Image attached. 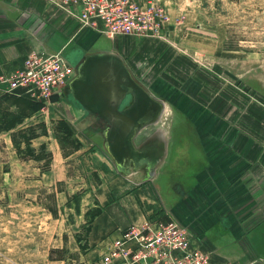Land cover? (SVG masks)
Instances as JSON below:
<instances>
[{"label": "crops", "instance_id": "crops-1", "mask_svg": "<svg viewBox=\"0 0 264 264\" xmlns=\"http://www.w3.org/2000/svg\"><path fill=\"white\" fill-rule=\"evenodd\" d=\"M199 43L189 35L176 36L174 41L110 40L83 28L76 14L53 0H0V97L6 93L2 79L21 69L31 51L41 49L50 54L61 52L75 71L88 55H117L132 78L163 105L157 122L143 126L134 139L137 149L150 150L143 167L131 174L120 172L105 149L108 123L88 112L68 88L73 103L55 96L51 107L43 108L73 122L80 131H95L102 144L94 141V163L113 166L106 168L109 184L95 195L99 213L86 239L85 256L90 262H101L131 227L166 223L156 218L154 210L158 209L169 222L189 231L192 248L206 253L210 264H264L263 66L245 69L240 57L233 60L240 56L239 50L214 51L216 72L255 94V103L247 106L245 94L226 87L212 70L189 57L188 52H204ZM234 63H238L237 72L230 70ZM131 102L128 96L121 109ZM38 116L39 112L27 118L18 129L38 122ZM151 126L158 136L153 138V131L142 136ZM11 133L0 132V142L4 139L7 148L14 150ZM43 137L50 136L39 139ZM154 161L155 174L146 180L147 165ZM115 259L110 263L121 258Z\"/></svg>", "mask_w": 264, "mask_h": 264}, {"label": "rangeland", "instance_id": "rangeland-1", "mask_svg": "<svg viewBox=\"0 0 264 264\" xmlns=\"http://www.w3.org/2000/svg\"><path fill=\"white\" fill-rule=\"evenodd\" d=\"M142 1H152L165 9L168 16L165 41H174L176 36L197 37L204 52L198 55L188 52L189 57L200 67L212 70L226 87L245 94L247 106L255 103L252 100L257 98L249 89L216 72L214 58L218 56L214 51L239 50L240 56L236 55L233 60L240 57L245 61V69L261 65L264 70V0ZM104 41L107 45L110 43L106 38ZM237 64L230 70L237 72L234 68ZM64 92L62 99L72 102L71 95ZM49 105L45 107L50 108ZM44 110L39 112L38 122L31 123L40 133L39 124L45 123L50 137L37 138L32 145L38 153L43 141L47 152L52 153L49 172H42L45 161L40 163L24 153L18 154L15 148H7L4 139L0 142V264H96L85 256L86 239L93 215L98 211L95 195L100 187L109 184L106 168L113 166L94 163L91 157L94 141L99 146L102 144L95 131L85 133L70 122L73 138L62 140L63 130L58 121L64 118ZM150 128L142 136L152 132L155 126ZM54 134L62 140L66 151ZM153 135V138L158 136L155 132ZM72 139L75 142H70ZM79 142L82 147L75 151ZM22 147L25 151L26 145ZM65 154L71 155L67 158ZM114 264L124 262L120 259Z\"/></svg>", "mask_w": 264, "mask_h": 264}, {"label": "built area", "instance_id": "built-area-1", "mask_svg": "<svg viewBox=\"0 0 264 264\" xmlns=\"http://www.w3.org/2000/svg\"><path fill=\"white\" fill-rule=\"evenodd\" d=\"M53 1L76 14L83 28L93 29L110 40L119 37L167 39V13L152 1ZM75 73L61 52L50 54L39 49L31 51L23 67L1 82L8 93L49 105L53 97H62ZM127 243L134 246L127 247ZM115 258H121L124 264H210L206 253L192 248L189 231L174 222L131 227L101 262L108 264Z\"/></svg>", "mask_w": 264, "mask_h": 264}, {"label": "water", "instance_id": "water-1", "mask_svg": "<svg viewBox=\"0 0 264 264\" xmlns=\"http://www.w3.org/2000/svg\"><path fill=\"white\" fill-rule=\"evenodd\" d=\"M68 89L88 112L99 114L108 123L105 149L117 169L123 174L139 171L147 160V149H137L134 139L143 126L157 122L162 103L132 78L119 56L109 53L88 55L76 68ZM128 96L132 102L121 109ZM156 167L157 161L147 165L146 180L153 178Z\"/></svg>", "mask_w": 264, "mask_h": 264}, {"label": "trees", "instance_id": "trees-1", "mask_svg": "<svg viewBox=\"0 0 264 264\" xmlns=\"http://www.w3.org/2000/svg\"><path fill=\"white\" fill-rule=\"evenodd\" d=\"M6 103V105H4ZM16 107V110L11 109L12 107ZM45 105L41 102H36L31 100L30 98L24 97V96H17L11 93H4L0 97V132H12V142L16 149V152L19 154H25L30 159H33L38 162H43V169L42 172H49L52 161H53V155L50 152H47V146L45 143L41 144V151L37 153V150L34 149L32 142L33 140L41 137V136H49L48 129L46 127L45 123H40L39 128H41V133L38 132V128L35 126H28L26 128H20L18 129V126L23 124L24 121L27 118L33 117L35 114L40 112ZM60 128L63 130V139L64 138H73L74 132L69 126L68 122L64 119L59 120ZM55 139L58 140L60 143L62 150L66 151V147L62 140L59 139V137L54 134ZM71 140V139H70ZM73 140V139H72ZM70 142H75L70 141ZM78 142V141H77ZM26 145L25 151L23 150V145ZM73 144V143H72ZM82 147V144L79 142L77 145H75V151L80 150ZM73 153V152H72ZM71 154L66 155V157H69ZM44 156L49 158L48 160H45ZM99 210V209H98ZM156 218L162 217L164 221L167 223L169 222L168 217L163 216L162 210H154ZM99 213L97 211L93 218ZM92 218V219H93Z\"/></svg>", "mask_w": 264, "mask_h": 264}, {"label": "bare ground", "instance_id": "bare-ground-1", "mask_svg": "<svg viewBox=\"0 0 264 264\" xmlns=\"http://www.w3.org/2000/svg\"><path fill=\"white\" fill-rule=\"evenodd\" d=\"M150 149H147L145 152H148Z\"/></svg>", "mask_w": 264, "mask_h": 264}, {"label": "flooded vegetation", "instance_id": "flooded-vegetation-1", "mask_svg": "<svg viewBox=\"0 0 264 264\" xmlns=\"http://www.w3.org/2000/svg\"><path fill=\"white\" fill-rule=\"evenodd\" d=\"M68 88V87H67Z\"/></svg>", "mask_w": 264, "mask_h": 264}]
</instances>
